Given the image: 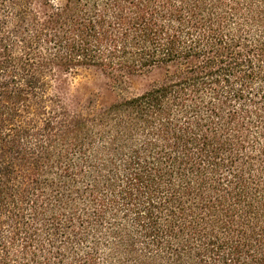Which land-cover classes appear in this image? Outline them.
<instances>
[{
    "label": "trees",
    "instance_id": "16d2710c",
    "mask_svg": "<svg viewBox=\"0 0 264 264\" xmlns=\"http://www.w3.org/2000/svg\"><path fill=\"white\" fill-rule=\"evenodd\" d=\"M0 264H264V0H0Z\"/></svg>",
    "mask_w": 264,
    "mask_h": 264
},
{
    "label": "rangeland",
    "instance_id": "374dc122",
    "mask_svg": "<svg viewBox=\"0 0 264 264\" xmlns=\"http://www.w3.org/2000/svg\"><path fill=\"white\" fill-rule=\"evenodd\" d=\"M55 3L63 0H52ZM159 69L128 75L125 78L126 89L120 92L116 79L96 69H80L61 78L65 92L79 101H99L104 105L113 103L119 95L137 94L145 90L154 81L160 80Z\"/></svg>",
    "mask_w": 264,
    "mask_h": 264
}]
</instances>
